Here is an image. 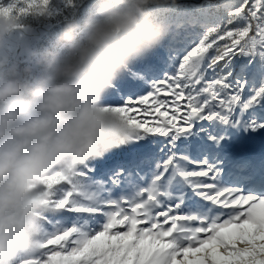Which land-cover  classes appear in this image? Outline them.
<instances>
[{
  "label": "snow or ice",
  "instance_id": "snow-or-ice-1",
  "mask_svg": "<svg viewBox=\"0 0 264 264\" xmlns=\"http://www.w3.org/2000/svg\"><path fill=\"white\" fill-rule=\"evenodd\" d=\"M36 25L9 55L54 41L82 0H10ZM167 39L104 96L131 130L48 178L39 251L19 264H264V0L155 9Z\"/></svg>",
  "mask_w": 264,
  "mask_h": 264
},
{
  "label": "clouds",
  "instance_id": "clouds-1",
  "mask_svg": "<svg viewBox=\"0 0 264 264\" xmlns=\"http://www.w3.org/2000/svg\"><path fill=\"white\" fill-rule=\"evenodd\" d=\"M175 0H82L49 45L9 55L33 27L0 10V264L39 251L48 178L119 147L130 129L104 96L127 63L162 44L170 25L155 9Z\"/></svg>",
  "mask_w": 264,
  "mask_h": 264
},
{
  "label": "rangeland",
  "instance_id": "rangeland-1",
  "mask_svg": "<svg viewBox=\"0 0 264 264\" xmlns=\"http://www.w3.org/2000/svg\"><path fill=\"white\" fill-rule=\"evenodd\" d=\"M9 2H10V0H0V3H4V4H7ZM178 2L184 3V4H197L200 2V0H178ZM32 23H33V26H38L34 22H32ZM44 45H48L47 40L44 43H42L40 46H44Z\"/></svg>",
  "mask_w": 264,
  "mask_h": 264
}]
</instances>
